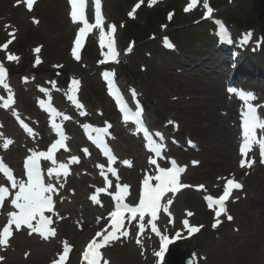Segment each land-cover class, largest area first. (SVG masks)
<instances>
[{
  "label": "rangeland",
  "instance_id": "obj_1",
  "mask_svg": "<svg viewBox=\"0 0 264 264\" xmlns=\"http://www.w3.org/2000/svg\"><path fill=\"white\" fill-rule=\"evenodd\" d=\"M134 1L105 0L108 16L111 15L113 18L110 17V19L116 21V23L119 21L126 22L124 19L125 12L128 11ZM185 1L167 0L162 5L154 8L152 12L143 7L137 20L127 23L126 29L120 35V40L124 45L126 40L136 33H138V37L143 36L145 38L148 36L150 27H153V32L161 33L158 27L159 22L154 24L150 21L152 18L151 13H154L152 19H155L160 17V14H163L166 9L173 6L176 14L173 17L172 24L166 28L165 32L177 43L178 53H164L159 47L158 40L140 44L136 47L134 55L126 61L121 69L122 81L126 85H135L142 90L153 126L161 127L163 122L170 116V119L179 122L181 125L180 139L190 137L197 140L201 145L204 150L203 156H199L201 166L196 170L198 174L192 177L190 182L192 184L214 183L213 180L218 175V177H221V174L231 173L230 170L231 167H234V164L231 162L229 168L221 169L226 164V159H228L227 148L212 140L210 131L205 129L207 125L203 119L205 115L202 117L203 114L199 112L205 114L206 108L202 110V105L198 107L194 103L195 100L213 99L211 93L207 94V86L211 83H217L215 81L217 76L210 69L212 65L205 63L204 57L199 58L198 56L203 55L205 51H210L207 46L209 42L206 34L207 28L203 25L194 26L192 24L193 18L181 14V6ZM14 2H17V0H0V42L5 39V34L2 33L3 25L13 24L14 27L17 26L20 37L14 49L18 44L22 46V49L18 51L22 54V64L28 66L31 61L30 48L35 44H41L43 46L44 65L38 75L45 74V70L53 74L54 72L51 70L53 65L63 63L65 67L61 72L63 73L62 78L65 79L67 74L71 72L69 66L72 64L68 62L66 55L69 34L67 35L64 31V1L47 0L38 4L33 14L39 19L37 26H34L31 20L29 21L30 16L25 14L22 8H13ZM109 4H111L112 10L108 8ZM222 4L224 7L218 9L220 16L227 18L228 15H231L235 17L234 19H226L233 30H253L256 34L264 35V0H233L231 4L224 0ZM2 21L6 23L2 24ZM146 22L147 25H145ZM137 26H141V29ZM142 33L144 34L141 35ZM91 53L92 51L88 50L82 65L72 66V69L82 76L84 84L82 97L90 109H104L106 108V102H104L93 64H91ZM188 58L193 61L189 62ZM256 61L259 65L264 66V49L258 55ZM185 64L189 65L186 69L184 68ZM176 68H180V74L175 71ZM141 69H144V71ZM28 87L32 90V85L29 84ZM219 88L221 91V86ZM197 89L204 91L202 94L199 93L201 96L196 94L195 90ZM24 94H27L26 88L20 90L19 97ZM177 97L180 99L175 101ZM191 98V102H186ZM128 146H130L128 142H125L122 146L121 152L124 156L130 155V151L127 149ZM179 158L184 163L188 161L183 156H179ZM208 170H210V173L207 175ZM262 178H264V169L255 172L254 176L250 178V185L258 184ZM263 185L264 179L261 190L258 191L260 201L257 202L256 198L253 200L250 190L246 188L244 192L246 199L241 200L239 205L230 209L235 220L239 223L235 222L234 226H228L216 233L210 232L206 228L202 235L194 241L188 245H180L179 248L182 251L191 249L198 259L200 257L205 259L202 264H264V212L261 211V209H264ZM186 195L187 204L185 206L181 205L180 211L182 212L183 209L195 211L197 214L193 221L207 225L209 216L202 218V214L205 212L202 208L200 195ZM236 227L241 229H239V234L234 232ZM87 238L84 240L86 241ZM119 255H127L128 259L123 260L118 257ZM136 255L138 254L133 247L118 246L108 251L111 264H151L150 262L147 263L146 259L141 256L138 259Z\"/></svg>",
  "mask_w": 264,
  "mask_h": 264
},
{
  "label": "snow or ice",
  "instance_id": "obj_2",
  "mask_svg": "<svg viewBox=\"0 0 264 264\" xmlns=\"http://www.w3.org/2000/svg\"><path fill=\"white\" fill-rule=\"evenodd\" d=\"M27 9L31 11L33 9V4L35 0H23ZM143 0H139V2L133 7L132 11L129 12V17H133L136 10L141 6ZM17 3H20V0H17ZM70 5L69 16L73 23H81L82 26L78 29L74 46L72 48V55L75 59L79 60V52L84 44L86 35L91 32L93 29L99 30V44L103 49L107 47V53H102L105 55V60L117 61V57L119 55L116 50L114 43V33L116 31V26L109 24L108 31L104 30V19L101 11V0H92L94 5V13H95V23H89L86 15V4L87 0H68ZM157 3V0H148V6L151 7ZM199 3V0H190L189 4L185 7L184 11H190L195 5ZM203 7L206 9L205 18L210 17L213 12V9L209 6V0H203ZM173 14L169 13V20H171ZM34 23H38L35 19ZM217 26L219 29L218 35L222 37H227L228 33L225 26L217 21ZM6 28L9 26L6 25ZM163 27V26H162ZM15 29L9 33L10 39L7 40L3 45H0V50H5L7 52L8 46L15 39L14 36ZM251 33H246L241 39V44H246L251 38ZM164 45L168 48H172L173 45L168 41L167 37L164 39ZM132 45L129 46L127 51H131ZM35 53H39L41 51V47H37L33 50ZM6 59L8 61H19L20 57L7 52ZM105 61H99L98 63H104ZM35 63L38 65L41 63L39 56H37ZM60 67V66H57ZM6 73L7 69L4 64L0 62V86H2L7 92V98L0 97V101L2 104L0 106L4 108L10 107L15 103L14 94L6 82ZM113 73H103L104 78L108 81L110 88L113 86L112 76ZM53 87H55V82H51ZM79 80L73 78L68 87L65 95L69 100L75 104L78 109H82L83 105L79 103L75 93L78 90ZM46 95L48 94L47 89H41ZM230 93H235L240 99L244 101V107L241 109V128H242V143L240 145V154L242 157H246L247 154L252 150V146L258 145L261 156V163H264V136L258 138L257 137V129L264 130V118L258 114V105L254 106L251 101L255 100L256 97L253 93L248 92L245 93L243 91H238L236 89H229ZM135 93L133 91V97ZM51 98L49 97L48 102L40 101V105L42 108H45L50 115V119L52 122V128L57 133L58 139L55 140L48 148L47 151L40 152H31V154L26 157L24 161V169L26 180L17 179L13 171L10 167H8L3 160H0V174H2L6 180L10 183L12 189H18L15 191L14 196L11 199V205L14 207L15 211H11L8 213L7 223L0 228V247H5L8 245L10 238L13 235L12 226H15V229L21 230L22 226H26L29 229V235L36 233L41 236L43 239H48L49 237H54L56 235V230L50 225L53 223L52 217L47 216L45 213L50 212L53 215H58L54 211L55 202L53 199V195L58 192V189L54 186L53 183H45L44 175L42 174L41 159L46 161H50L53 165L47 169V176L49 180L52 179L53 176L57 178V183L59 182V177L61 175L67 176L69 175L70 164L79 163V157L71 156L67 163H57L54 159V153L59 148H64L66 151L68 150L65 141L67 137L64 135L62 126L56 122L57 117H62L64 120L70 119L69 116L64 115L63 113L57 111L50 102ZM121 111L124 114L123 118L125 122L132 120L135 121L138 125V130L143 129V121L141 119L142 116V108L139 104L136 105V111L132 112L126 103L121 104ZM82 115H85L83 111ZM14 115L16 113L14 112ZM21 127L28 132L32 133V129L28 127L27 124L23 122V120H19ZM169 124H172V121H168ZM86 135L88 138L93 141V143L97 144L98 147H101L104 155L108 159V167L107 173H111L112 176L117 178L116 183V192L112 194V199L115 201V208L113 211L109 213V224L111 225V231L108 232V226L105 229L98 231L92 240L87 244L86 248L82 253V264H101L102 254L100 249L110 244L111 241L117 240L120 237L127 238L130 235V228L133 226V221H136L135 226L138 231L136 233V243L142 246L141 236L145 233L146 229L150 228L151 232L154 233L160 241L159 249L154 252V256L157 258V264H163V259L166 251L170 244H172L175 240L183 238L181 231H176L174 236H169L167 234V229H164L162 232L158 227L157 221L160 218L159 214L163 212L169 217V224L174 223V218L172 213L169 211L170 205L173 204L172 198H167L166 193L171 192L173 197L175 193L183 188L188 187L187 185H183L178 183L179 174L185 172L186 166H178L177 162L174 159L170 160L171 167L164 168L160 167L157 163L156 158L163 159L161 155V150L164 145L163 135L159 132L156 133V136L160 137L161 143H157L156 141L150 140L149 137H145L146 140H149V143L145 146L149 149V151L154 153V157L149 158V163L151 165H155V175H145L142 181V188L139 196V202L135 204V206H131L130 204L125 202V196L129 193V185H121L119 181V177L117 176V169L112 167L111 165L115 162L116 157L112 154L111 149L108 148L105 143L104 137L108 134V129L111 127L110 124L105 125L103 128H94L91 125H85ZM95 133V135H93ZM12 143L10 139H4L2 146L7 149L8 146ZM191 144V141H189ZM85 155H88V150L83 149ZM254 159H244L242 158L239 161L240 167H251L254 163ZM123 163L127 166H130L129 161H123ZM198 162L193 161V164L196 165ZM101 169V175L104 176L105 187L96 188L95 193L90 196V199L93 203H100L98 200L99 193H105L108 191V188L111 186V181L108 179L107 174L104 171L103 165H97ZM218 179L225 180L223 194L218 198H213L208 195L205 196V200L208 202V207L210 209L213 208V205L218 206V210L216 211V217H220L222 213H226L225 201L229 198L230 192L233 189H241L242 185L235 181L234 177L225 178L218 177ZM156 181L153 185L151 181ZM64 185L60 184L59 187L62 188ZM199 189H203V185L197 186ZM9 188L0 185V207H3L6 198L9 196ZM166 201V202H165ZM125 213L127 216L125 217ZM192 212H187V216H192ZM147 217V219H146ZM102 218H97V223L100 222ZM125 219H127L128 227H124ZM228 219L231 220L232 217L228 216ZM184 225V229L187 231L188 235L194 234L200 230L201 226H191L187 219L182 221ZM220 223L219 219L213 224V228H215ZM123 229V230H121ZM107 232V234H103ZM100 238L99 241L97 238ZM71 250V246L67 241L63 242V252L62 254H57L58 258L53 261V264H66V260L69 256V252ZM143 254V252H142ZM27 256V253L25 254ZM3 260V257H0V261ZM103 264H109L107 260L103 261ZM189 264H196L195 254H193L192 258L189 260Z\"/></svg>",
  "mask_w": 264,
  "mask_h": 264
},
{
  "label": "bare ground",
  "instance_id": "obj_3",
  "mask_svg": "<svg viewBox=\"0 0 264 264\" xmlns=\"http://www.w3.org/2000/svg\"><path fill=\"white\" fill-rule=\"evenodd\" d=\"M109 8L110 10H112V7L110 4H109ZM216 81H219V78H217ZM218 85L219 84L217 83H211V85L207 86V94L211 93L213 95V99H207L203 101L195 100L194 103L198 107L202 105L201 106L202 110L206 108L205 114L199 111L201 114H203L202 117L205 115V117L203 118L207 124L205 129H208L210 131L213 141H216L218 142V144L225 146V148H227L228 153L230 151L231 158L229 157V159H227L228 161H230L233 156L232 149H233L235 131L229 128L228 124L234 118L235 112H234L233 104L230 102L228 103L225 102V96L220 92ZM195 92L196 94L201 96V94L204 91H202V89H197L195 90ZM221 109L224 110L228 115L226 116L219 115L218 111ZM189 171H191V175L194 174V172H192L193 170H189ZM129 175H130V181L134 180L135 178L134 173L133 172L129 173ZM263 179L264 178H262V180L256 185L255 184L250 185L248 180L246 182L247 185L248 184L250 185V186H247L249 189L253 188L252 197L253 198L255 197L257 199V202L258 200L260 201L258 191L261 190ZM76 185L77 186L79 185L83 189L84 180L81 179L78 183H76ZM82 193L83 192H81V190L78 191V194L76 196L78 195L79 196L75 198L76 205L82 202ZM180 202L185 203V199L180 198V200H177L176 202L177 213L179 212L178 206L180 205ZM82 203L84 206H88L87 203L85 202H82ZM63 209L67 213L72 212L73 217L78 218V213L75 210L74 206L72 207L65 206L63 207ZM89 211L90 210L87 209L86 213L84 214L85 216H87V220L86 222L83 223L82 225L83 229L81 232L76 231L75 228L72 226V224L70 225L68 222L63 223L62 224L63 226L62 225L60 226V232H59L60 237H64L67 240H69L70 243H73L75 245V252L78 251L79 245L83 243V240L85 239V237L90 234L93 228H95L96 221L93 218V214L89 213ZM261 211L264 212V209H261ZM81 219L82 217L78 218L77 220L80 221ZM31 241L32 240L29 238L23 241H18V240L14 241L15 243L14 250H16L17 253L9 254L8 256L10 259L8 258V260H5L3 264H46L48 258H50V256L52 255L53 250L57 248V245H54L53 243L51 245L47 244L46 246L40 247L38 245H35V243ZM23 251L24 252L27 251L29 253L27 259L20 258L22 257L21 254ZM6 252H9V250Z\"/></svg>",
  "mask_w": 264,
  "mask_h": 264
},
{
  "label": "water",
  "instance_id": "obj_4",
  "mask_svg": "<svg viewBox=\"0 0 264 264\" xmlns=\"http://www.w3.org/2000/svg\"><path fill=\"white\" fill-rule=\"evenodd\" d=\"M177 254V253H176Z\"/></svg>",
  "mask_w": 264,
  "mask_h": 264
}]
</instances>
